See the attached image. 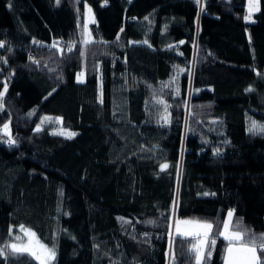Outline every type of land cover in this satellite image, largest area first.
<instances>
[{"label": "trees", "instance_id": "trees-1", "mask_svg": "<svg viewBox=\"0 0 264 264\" xmlns=\"http://www.w3.org/2000/svg\"><path fill=\"white\" fill-rule=\"evenodd\" d=\"M258 1L248 22L249 0H0V248L23 225L52 264H169L177 200L179 219L213 225L201 264L225 263L229 210L264 234ZM197 240L177 235L170 264H198ZM0 264L39 262L5 249Z\"/></svg>", "mask_w": 264, "mask_h": 264}, {"label": "snow or ice", "instance_id": "snow-or-ice-1", "mask_svg": "<svg viewBox=\"0 0 264 264\" xmlns=\"http://www.w3.org/2000/svg\"><path fill=\"white\" fill-rule=\"evenodd\" d=\"M58 2V0H57ZM252 0H250L251 4ZM90 11V9H89ZM251 11V9H250ZM248 17H246L247 19ZM3 43L0 42V47H3ZM71 50V48H69ZM251 91V89H248ZM6 91V87H5ZM4 93L0 92V97H2ZM163 103V101H159ZM3 110V105L0 104V111ZM32 115V113H29ZM50 118L45 117L42 120H49ZM59 120V118H57ZM257 125L253 122L252 128H256ZM261 131H264V125L259 126ZM40 130V127H37V131ZM252 130V129H250ZM5 134L10 135V129L8 124H4L3 129H0ZM58 134H66L69 137L76 135V133L61 131ZM10 144H15V140H10ZM162 168H166L167 165H162ZM207 195V193H205ZM233 213L230 211L228 213L229 219L232 217ZM152 223V221H149ZM180 224L191 226L190 229H186L181 232L179 226H177V233L190 236H197L199 239L197 243L191 244V250L196 253V259L198 262H203L205 259V250L208 245V237L213 230V225L210 222L206 221H181ZM223 231L218 232V235H222L226 241H228L227 246L224 249V260L225 264H264V260L261 259V255L264 254V234H260L256 236V234H248V230H240L237 228L236 230L230 229L229 222H224L220 225ZM20 231L25 234L27 237V241H23L20 236H16V243H11L5 245L4 248H0V255L5 254V249H7L12 255L27 253L30 256L34 257L39 264H49L51 260L55 259V250L54 248H48L47 245L43 244L38 237H36V233L31 229L25 228V226H20ZM215 239L211 240L212 247L215 246ZM207 255H211V249H207Z\"/></svg>", "mask_w": 264, "mask_h": 264}, {"label": "rangeland", "instance_id": "rangeland-1", "mask_svg": "<svg viewBox=\"0 0 264 264\" xmlns=\"http://www.w3.org/2000/svg\"><path fill=\"white\" fill-rule=\"evenodd\" d=\"M199 1L201 3L200 5L202 6L203 0H199ZM258 8H259V1L258 0H252L251 4H250V0H249L248 5L246 7V12H247V17H248L247 18V21L248 22H253L252 15L258 10ZM89 9H90V11H89ZM250 9H251V11H250ZM225 16L231 18V17L237 16V14H236V11L235 10H231V11H228ZM94 23H95V15H94V12H93V10H92V8L90 6L86 5V8H85V20H84V35H85L84 42L85 43H89L93 39V36H92V33H91V26ZM84 78H85V76H84V74H82L81 79L84 80ZM152 110L155 113V115L158 117V120L163 121L164 124H167L168 123V121H169V108L166 106V104L160 103L159 101H155L154 102V105L152 107ZM230 211L233 213V215L229 219L228 213ZM228 213H227V216H226V219H225L224 222H226V221L229 222L230 229L233 230L232 229V223H233V218H234V211L233 210H229ZM173 219L175 220V232H176V236L178 235V236H181V237H189V238H197V239H199L197 236H194V235L184 236V235H181V234H178L177 233V226L180 227L181 232H183L186 229H190L191 228V226H189V225L180 224L181 221H193V220L184 219V218H180L179 219L178 218V208H177V212H176V206L174 208ZM221 231H223L222 228H221L220 232ZM211 233H210V235H211ZM220 236L222 238H224L222 235H220ZM24 237H25V240L24 241H27V237L25 236V234H24ZM36 237H38V236L36 235ZM207 239H208V242H209V237ZM207 247H208V245H207ZM48 248H50V247H48ZM206 250H207V248H206ZM206 250H205V254H206ZM174 255H175L174 254V244L172 242H170V244L168 245V252H167V258H168L167 261L169 260V264L173 260ZM53 262H54V260H51L49 262V264H52ZM196 262L198 264H201L202 263V262H198L197 259H196Z\"/></svg>", "mask_w": 264, "mask_h": 264}, {"label": "built area", "instance_id": "built-area-1", "mask_svg": "<svg viewBox=\"0 0 264 264\" xmlns=\"http://www.w3.org/2000/svg\"><path fill=\"white\" fill-rule=\"evenodd\" d=\"M172 222H173V220H172ZM175 240H176V234L173 233V228L171 226V231L169 233V244H170V242H172L174 244ZM168 262H169V260H168Z\"/></svg>", "mask_w": 264, "mask_h": 264}, {"label": "bare ground", "instance_id": "bare-ground-1", "mask_svg": "<svg viewBox=\"0 0 264 264\" xmlns=\"http://www.w3.org/2000/svg\"><path fill=\"white\" fill-rule=\"evenodd\" d=\"M176 212H177V206H176ZM172 228H173V233L176 234V232H175V220L174 219H173V222H172Z\"/></svg>", "mask_w": 264, "mask_h": 264}, {"label": "water", "instance_id": "water-1", "mask_svg": "<svg viewBox=\"0 0 264 264\" xmlns=\"http://www.w3.org/2000/svg\"><path fill=\"white\" fill-rule=\"evenodd\" d=\"M175 206H177V208H178V200H177V203H176V205Z\"/></svg>", "mask_w": 264, "mask_h": 264}]
</instances>
